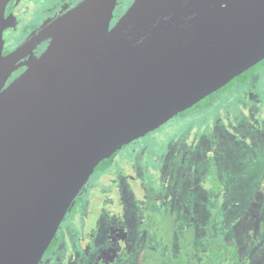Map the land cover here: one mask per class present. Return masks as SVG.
<instances>
[{
    "label": "water",
    "instance_id": "95a60500",
    "mask_svg": "<svg viewBox=\"0 0 264 264\" xmlns=\"http://www.w3.org/2000/svg\"><path fill=\"white\" fill-rule=\"evenodd\" d=\"M0 264H39L97 165L264 58V0H81L3 54ZM50 41L36 56L33 47ZM29 54L30 63L9 83Z\"/></svg>",
    "mask_w": 264,
    "mask_h": 264
},
{
    "label": "rangeland",
    "instance_id": "374dc122",
    "mask_svg": "<svg viewBox=\"0 0 264 264\" xmlns=\"http://www.w3.org/2000/svg\"><path fill=\"white\" fill-rule=\"evenodd\" d=\"M40 3L23 0L12 42L47 17ZM199 105L141 137L139 162L128 145L116 151L113 187L95 171L78 193L76 215L70 207L59 226L62 241L39 264H163L169 248L198 254L217 240L235 243L248 264H264V64ZM145 148L158 156L154 164L139 156ZM133 161L138 191L150 185L159 199L148 210L121 181L123 163ZM155 208L153 225L146 215Z\"/></svg>",
    "mask_w": 264,
    "mask_h": 264
},
{
    "label": "flooded vegetation",
    "instance_id": "af4514ba",
    "mask_svg": "<svg viewBox=\"0 0 264 264\" xmlns=\"http://www.w3.org/2000/svg\"><path fill=\"white\" fill-rule=\"evenodd\" d=\"M39 1H41V3H42V7H40V14L39 15H41L42 12H46L47 17L44 18L41 23L38 22V24L25 26L24 30H27L28 34H26L21 40H19L16 43L12 42L10 40V37L7 36V35H9L8 34L9 32H13V31H16L17 29H19L20 20H19L18 14H17V10L20 7V5L23 3V0H9L8 1L7 5H6V8H5V16L9 19V22L12 23V26H9L8 28H6L3 31V39H4L3 54H7V53L13 51L15 48H17L19 45H21L27 39H29L33 34H35L41 28L46 26L55 17H57L58 15L62 14L65 11H67L68 9L72 8L77 3H79L81 0H39ZM123 1L126 2V0H123ZM125 2L122 5L118 6V7L116 6V10H115L114 17L112 19L111 25H113L117 21L119 16H121L123 14V12L128 8V6L131 4L132 1L129 4H127L125 6V8H124ZM41 3H40V5H41ZM49 41H50V38L46 39V40H43L42 42L38 43L35 47H33V50H32L33 54L36 55V56H39L44 51V49L46 48V46L48 45ZM28 55L29 54H27V53L23 54L22 58H20L17 61V64L23 63V65L19 66L17 69L14 70V72H12V75L10 76L8 83L14 77H16L21 72H23L24 69L28 66V64L30 63V61L28 59ZM239 83L241 84V81H234L233 84L231 86H229L227 89L232 88L234 86L236 87V85H238ZM229 92L233 93L234 91L231 90ZM188 110H194V111L198 110V105L194 104L190 108H187V109L179 112L178 114L174 115L173 117L182 116ZM148 134L149 133H147L146 135H148ZM142 139L141 138L136 139L135 141H133L131 143H128V144H125L124 146H122V147H125V146L128 145L130 147L129 149H130V153H131V159L136 160V162H139L140 158H137V156L135 155L137 153V150H138L135 147V145L140 144ZM115 154H116V152H115ZM140 155L144 156V158L150 160L152 163L157 161V157H158L156 155V153L151 150V148L142 149V152H140L139 156ZM112 163H113V161L110 164H108L105 167H103L102 169H99L98 171L95 170L97 172H100V176L105 174V177L102 176L101 180L102 181L109 180V182H110L109 186H111V187H113L115 185V183L117 182L115 177L108 176L109 174L114 175V173H113V171H114L113 169L114 168L112 170L110 169L112 167ZM133 163H134V161L133 162H128V163H123L124 165L122 166V169H121V171H122L121 172V181L123 180V183H125V186L126 185L128 186V191L129 192H133L134 193L135 202H136V205L138 206V208L141 211L148 210L149 207L152 206V204L155 207V204H156V202H158L159 199L156 196L154 188L152 186H150V185H148L146 187V191H143V192H139L138 191L137 182L140 179L137 178V176L135 175L136 171H133L134 170ZM127 165H128V167H126ZM76 197L78 198V195ZM76 200L74 199V201L72 202V204L70 206L72 208H71L69 217L70 216L74 217V215H76V207L78 206L77 204H79L78 203V199H76ZM75 201H76V203L73 205V203ZM144 201H146V203H143ZM155 209L154 210H150L148 212V214L146 215L147 219L149 221H151L153 223V225L157 222V220L159 218V213H158L157 209L156 210ZM57 235H61V236H60V238H59V240L57 242V245L50 252H53L54 250L57 249V247L59 245L58 243L60 241H62V239H63L64 231L63 230H59V228H58L57 233L55 234V236H57ZM169 252H171L170 248H169ZM45 253H47V250L45 251ZM171 254H174V253L171 252Z\"/></svg>",
    "mask_w": 264,
    "mask_h": 264
},
{
    "label": "trees",
    "instance_id": "16d2710c",
    "mask_svg": "<svg viewBox=\"0 0 264 264\" xmlns=\"http://www.w3.org/2000/svg\"><path fill=\"white\" fill-rule=\"evenodd\" d=\"M260 64H264V58L243 73L236 76L234 79L229 81L217 91L198 101L196 105H198L199 107V104H201L207 98H210L216 93H220L221 91L226 90L233 84L234 81H241L242 83H246L251 74L256 71L257 67ZM114 155L115 153H113L109 158H105L104 160H102L97 165L95 170L102 169L106 165L110 164L113 161ZM262 192L264 194V178L262 182ZM76 199L77 197L75 198V200ZM60 236L61 235H57L53 238L47 249V252L52 251V249L57 245ZM164 256L165 260L163 264H248V258L243 257L240 254L239 248L235 243L223 240H217L213 242L208 246L207 249H205V251L203 250L198 254L192 252L191 250L185 251L184 249H182V247L178 246L174 254H171V252L168 251Z\"/></svg>",
    "mask_w": 264,
    "mask_h": 264
}]
</instances>
